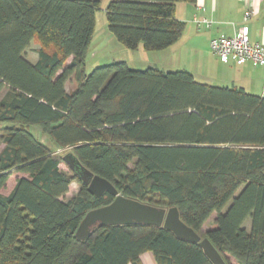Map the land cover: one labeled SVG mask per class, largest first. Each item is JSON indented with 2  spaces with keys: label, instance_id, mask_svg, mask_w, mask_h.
<instances>
[{
  "label": "trees",
  "instance_id": "obj_1",
  "mask_svg": "<svg viewBox=\"0 0 264 264\" xmlns=\"http://www.w3.org/2000/svg\"><path fill=\"white\" fill-rule=\"evenodd\" d=\"M194 1L112 0L107 29L128 50H165L184 28L176 3ZM99 2L0 0V264H140L147 252L155 264H213L162 227L99 226L76 239L114 197L89 194L30 125L123 197L176 207L225 264H264V98L125 62L85 72Z\"/></svg>",
  "mask_w": 264,
  "mask_h": 264
},
{
  "label": "crops",
  "instance_id": "obj_2",
  "mask_svg": "<svg viewBox=\"0 0 264 264\" xmlns=\"http://www.w3.org/2000/svg\"><path fill=\"white\" fill-rule=\"evenodd\" d=\"M246 10H254L255 14L245 22L243 15ZM174 15L184 24L177 42L157 52H148L140 44L136 50H132L134 52L132 54L139 56L141 62L138 65H143V68L135 69L145 67L161 72L184 71L190 73L199 84L241 88L247 94L264 98V67H253L248 63L241 65L222 63L213 55L209 46L211 39L218 36H232L244 25L248 27L250 42L264 45V0L179 2L175 5ZM196 20L210 21L211 25L208 28L203 25L198 26ZM128 61L121 58L114 63L125 62L130 68ZM132 61L136 63L134 59ZM139 262L155 264L149 252L142 254Z\"/></svg>",
  "mask_w": 264,
  "mask_h": 264
},
{
  "label": "water",
  "instance_id": "obj_3",
  "mask_svg": "<svg viewBox=\"0 0 264 264\" xmlns=\"http://www.w3.org/2000/svg\"><path fill=\"white\" fill-rule=\"evenodd\" d=\"M62 160L87 186L89 194L98 199L106 193L114 197L108 205L93 209L83 217L75 233L76 239L84 241L90 232L99 226L144 225L162 227L172 232L179 239L198 244L213 264H225L207 238H201L180 220L176 207L161 208L123 197L118 194L109 181L86 169L72 153L65 154Z\"/></svg>",
  "mask_w": 264,
  "mask_h": 264
},
{
  "label": "rangeland",
  "instance_id": "obj_4",
  "mask_svg": "<svg viewBox=\"0 0 264 264\" xmlns=\"http://www.w3.org/2000/svg\"><path fill=\"white\" fill-rule=\"evenodd\" d=\"M112 0H100L98 9L94 13L95 19V28L94 34L91 40V43L88 47V50L85 55V72H90L92 69L101 67L104 65L112 64L114 61L121 60L124 58L125 60H129L128 64L132 70H137L135 68H143V65H138L141 62L139 56L134 53L132 50H128L124 48L115 37L108 31L107 29V20H106V8L108 4ZM40 48V45L33 40L29 47L25 51V56L30 62H34L37 57V51ZM132 59L135 60V64L133 63ZM140 66V67H135ZM138 69L139 71L145 70ZM174 70V69H171ZM176 70V69H175ZM175 72V71H172ZM215 86V85H211ZM66 91L69 92L75 87V80L72 77L66 84ZM4 96V91L0 94V99ZM29 132L33 135V137L40 143L44 144L45 146L51 148L54 155L63 157L65 154L69 153L66 149H57L54 143L50 140L49 137L44 135L39 126L37 125H30L28 127ZM3 146L0 144V149ZM62 169L66 170L67 166L65 164L61 165ZM13 179V178H12ZM80 185L77 182H72L69 188L68 193L64 197V201H68L72 199L76 194L79 192ZM213 218H211L208 223L204 227V231L209 226ZM246 226H250V220L248 219L245 222ZM232 264H235L231 261Z\"/></svg>",
  "mask_w": 264,
  "mask_h": 264
},
{
  "label": "built area",
  "instance_id": "obj_5",
  "mask_svg": "<svg viewBox=\"0 0 264 264\" xmlns=\"http://www.w3.org/2000/svg\"><path fill=\"white\" fill-rule=\"evenodd\" d=\"M255 14L254 10H246L243 20L246 22ZM195 23L206 28L210 27V21H198ZM210 50L222 63L251 64L253 67H264V45L251 43L247 26L238 28L232 36H218L210 41Z\"/></svg>",
  "mask_w": 264,
  "mask_h": 264
}]
</instances>
